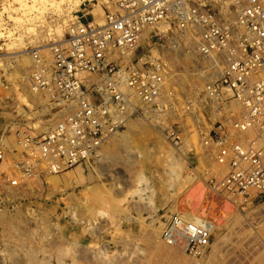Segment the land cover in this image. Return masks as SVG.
<instances>
[{
  "label": "rangeland",
  "instance_id": "1",
  "mask_svg": "<svg viewBox=\"0 0 264 264\" xmlns=\"http://www.w3.org/2000/svg\"><path fill=\"white\" fill-rule=\"evenodd\" d=\"M115 2L83 0L76 9L73 0H0L1 148L2 138L18 139L20 133L29 134V131L37 134L53 125L58 117L53 116L58 108L49 96L31 98L26 84L30 79L34 80L31 73L36 67L35 60L45 61L43 66L53 65L51 49L55 43L62 42L75 17L85 15L82 21L86 22L90 20L87 13L94 16L98 8L103 15V11ZM189 42L186 41L187 47L194 53L195 44ZM169 51V46L162 51L165 62L169 54H173ZM24 57L30 61H24ZM168 61V64L163 63V68L170 78L189 75L192 80L166 84L165 91L161 90L162 102L147 110L150 112L147 116L144 113L142 117L129 116L127 119L146 125V135L134 138L157 142L160 149L175 151L176 158L179 156L177 159L183 165L180 187L168 195L166 203L155 201L153 207L130 197L128 193L132 189L135 169L123 163L122 143H117L130 123L127 119L123 128L117 131L119 134L113 136L115 138L108 136L97 160L82 166V181L70 185L64 182L68 173H75L77 168L63 174L39 175L40 172L41 184L31 190L24 186L12 190L6 177L8 172L0 165V264H264V193L252 194L247 203H242L211 189L210 181L222 178L227 173V166L216 159L220 151L218 143L215 147L204 145L208 132L200 131L202 126L199 128L196 115V110L202 109L199 118L210 124L207 131L222 123L221 132L230 133L226 141L231 142L242 139L229 131L233 130L231 122L239 119L243 111L238 114L230 111L228 106L220 110V106L202 101L200 97L204 95L208 78L195 76L198 74L193 71L197 68L193 66L195 63L186 68L182 61ZM223 101L231 100L225 95ZM186 111L193 113L194 118ZM181 116L191 117L182 119ZM221 132L214 135L221 136ZM215 136L212 134L213 139ZM249 137L252 139L253 136L243 138L242 143ZM51 175L57 177V186L46 181ZM91 188L98 190L99 195L107 196V203L97 200ZM173 214H186L209 223L212 226L209 248L202 254L191 255L165 246L160 230Z\"/></svg>",
  "mask_w": 264,
  "mask_h": 264
},
{
  "label": "built area",
  "instance_id": "2",
  "mask_svg": "<svg viewBox=\"0 0 264 264\" xmlns=\"http://www.w3.org/2000/svg\"><path fill=\"white\" fill-rule=\"evenodd\" d=\"M84 16L75 17L62 42L51 49L53 65L32 70L37 82L32 85L36 91L49 92L58 108L53 116L58 117L46 131L25 133L18 140L24 151L12 168L23 176L41 163L47 171L42 174H60L97 160L98 149L129 116L149 114L146 108L161 101L162 51L192 41L189 37L200 60L211 65L201 70L208 78L207 98L217 106L230 95L244 108L232 128L257 125L264 138V0H116L103 11L102 21L87 13L90 20L83 22ZM49 66L53 84L43 78ZM215 72L218 75L211 78ZM130 90L140 103L131 109L126 95ZM223 126L213 127L208 131L210 142H203L208 146L221 140L217 159L228 162L227 173L210 181L211 189L247 203L252 194L264 193V147L256 144L257 136L245 144L226 141L229 134H222ZM220 132L221 136L214 135ZM32 152L38 156L34 162L28 158ZM207 227L204 221L189 222L173 214L165 221L161 238L170 247L201 254L209 247Z\"/></svg>",
  "mask_w": 264,
  "mask_h": 264
},
{
  "label": "bare ground",
  "instance_id": "3",
  "mask_svg": "<svg viewBox=\"0 0 264 264\" xmlns=\"http://www.w3.org/2000/svg\"><path fill=\"white\" fill-rule=\"evenodd\" d=\"M81 1H83V0H73V3H75V6H76V9H78V6H79V3L81 2ZM110 5V4H109ZM98 9V8H97ZM96 9V11H95V13H93L94 14V17H95V20L96 21H102V14H100L99 13V11ZM93 12V11H92ZM148 35H149V33L148 32H145V40H146V42L147 43H149V41H148ZM187 39H189V40H192L193 41V39H192V37H189V38H187ZM191 43V42H190ZM193 43V42H192ZM191 43V45H193ZM190 45V44H189ZM190 45V46H191ZM188 45H187V43H186V41H183L179 46H176V47H173V49H171V51H169V52H173V54L172 55H170L169 54V61H171V63H173V62H177L178 60L179 61H182L183 63H184V67H186L187 68V65L188 64H190V63H192V64H194L193 66L194 67H197V68H193V66H192V68L194 69L193 71H197V73L198 74H196L195 76H198L200 79L202 78V79H206L207 77H202L203 75V73L201 72V70H202V68H208V70H209V68H211V65L210 64H208L207 65V63H205V62H203V61H201L200 60V58L198 57V55H197V52H196V50L194 51V53H193V51H191L190 49H188V47H187ZM180 47V48H179ZM193 47V46H192ZM192 47H190V48H192ZM178 49H180V50H178ZM151 52L153 53V54H156L157 53V50H154V49H152L151 48ZM158 52H159V50H158ZM159 54H161L160 52H159ZM168 54V53H167ZM175 54H176V56H177V58L176 57H174L175 56ZM174 55V56H173ZM53 56V55H52ZM25 58V57H24ZM23 58V59H24ZM161 59H162V61H164V63L165 64H168L167 63V61L165 62V59L163 60V57L161 56ZM167 59V58H166ZM30 61V60H28L27 58H25L24 59V61ZM43 60H45V59H43ZM50 60H51V58H50ZM168 61V62H169ZM45 62V61H44ZM44 62L42 61V60H35V66H39V69L41 68V67H44L43 65H45L44 64ZM52 62V61H51ZM186 62V63H185ZM49 63V62H48ZM181 63V62H180ZM41 65V66H40ZM52 65V64H51ZM171 65V64H170ZM181 65H182V63H181ZM173 66V65H172ZM179 66V65H178ZM167 68H170V67H167ZM166 68V69H167ZM173 68V67H172ZM198 68H201V69H198ZM51 68L50 67H48L47 69H46V71H44V76H43V78H44V80H47L48 82H50L49 84H53L52 83V81H53V77H51V75H50V70ZM192 70V69H191ZM163 74L161 73V75H162V77H163V85H162V87H161V90H163V91H165L164 90V88H165V86H166V84L168 85V84H182V83H184L185 82V80L186 81H188V79H191L190 77H189V75H185V76H182V77H180V78H178V79H173L172 77L170 78V76H168V74H166V72L163 70ZM216 75H218V72H215V73H213L212 74V77L211 78H214ZM192 76V75H191ZM192 78H193V76H192ZM94 80V79H93ZM192 80V79H191ZM28 83L26 84V85H28V89H29V92H30V95H31V98H39L40 99V96L42 97V95H45V96H48L49 95V92H47V91H45V90H43V91H36V89L34 88L35 86H33L32 84H37V82L35 81V79L33 80V79H30V81H27ZM193 83H194V80H193ZM169 89V88H168ZM170 89H171V86H170ZM170 91H172V90H170ZM168 93H169V91H167ZM186 93V92H185ZM177 94V93H176ZM127 95V97L129 98V100L131 101V105L129 106L130 107V109L132 108V107H134V106H140V103H139V101H138V97L137 96H135L134 95V91L132 90H130V91H128V93L126 94ZM187 95V94H186ZM227 97H228V99L229 100H231V101H229V102H224L223 101V97L221 98V100H220V103H218V105L217 106H220L219 107V109L220 110H225L227 107L226 106H228V107H230V111H236V112H238V114L239 113H242V111L244 112V108L240 105V104H238L233 98H231L230 97V95H228V94H225ZM224 95V96H225ZM172 96V95H171ZM202 96V95H201ZM163 97V96H162ZM185 98H187V97H185ZM189 98V97H188ZM201 98V100L202 101H205L207 104L210 102V103H212V102H214L213 101V99L212 100H210L209 98H207V94H206V92L204 93V95H203V97H200ZM199 98V99H200ZM192 99V98H191ZM193 100H195V99H193ZM198 100V99H197ZM196 100V101H197ZM201 100H199V101H197V103L198 102H200ZM225 100V99H224ZM29 101V100H28ZM34 101V100H33ZM163 102H165V100L163 101ZM191 102V101H190ZM194 102V101H193ZM157 104L159 103V101H157L156 102ZM196 103V102H195ZM201 103V102H200ZM203 103V102H202ZM203 104H205V103H203ZM167 105V104H166ZM178 105V104H177ZM189 105H191V104H189ZM198 105V104H197ZM171 106V105H170ZM193 106H194V104H193ZM206 106V105H205ZM172 107V106H171ZM170 107V108H171ZM174 107V106H173ZM172 107V108H173ZM209 107H211V104H210V106ZM222 107H224V109L222 108ZM151 108H152V106L151 107H149V108H146V110H151ZM186 108V107H185ZM188 108V107H187ZM222 108V109H221ZM196 109H198V108H195V110ZM170 110V109H169ZM183 110V109H182ZM188 110V109H187ZM194 110V109H193ZM201 110L202 109H198V110H196V112H197V114L196 115H198L197 116V119H198V123H200L199 124V128L201 127V129H200V131L202 130L203 132H208L207 130H209V128H210V124L209 123H207V121L205 122V120H203V118H199V117H202L201 116ZM214 110V109H213ZM228 109L226 110V111H229ZM180 111V110H179ZM189 111V110H188ZM190 111H192V110H190ZM147 112V111H146ZM176 112V111H175ZM175 112H172V113H175ZM187 112V111H186ZM186 112L185 113H183V114H185L186 115ZM204 112V111H203ZM212 112V111H211ZM222 112V111H221ZM177 113V112H176ZM218 113V112H217ZM230 113V112H229ZM232 113H234V112H232ZM192 114L193 113H188L187 112V115H191L192 116ZM219 114V113H218ZM145 115V114H144ZM148 114H146V116H147ZM174 115V114H173ZM186 115V116H187ZM214 115V114H213ZM212 115V116H213ZM150 116V115H149ZM178 116V115H177ZM186 116H183V117H185L186 118ZM191 116H189V118L191 117ZM215 116V115H214ZM218 116V115H217ZM235 116H237V115H235ZM153 117V116H152ZM173 117V116H172ZM180 117V116H179ZM182 117V116H181ZM183 117H182V119H183ZM188 117V116H187ZM241 117V116H240ZM189 118H186V119H189ZM192 118H194L193 116H192ZM235 118H237V117H235ZM239 118V117H238ZM134 119H136V118H134ZM180 119V118H179ZM215 119V118H214ZM128 120V122H130L129 121V119H127ZM136 120H138V119H136ZM158 120V119H157ZM227 120V119H226ZM163 121V120H162ZM184 121V120H183ZM44 122V121H43ZM127 122V123H128ZM139 121H135V120H133V121H131L129 124H128V126H127V128H125V134H122V135H124L123 137H122V139H118L116 142L117 143H120V145H121V143H122V149H123V153H122V156H121V159H122V161H123V163L124 164H126L128 167H130L131 169H135V171H134V175H133V177L134 178H132V180H133V185H132V189H130V191H129V195H130V197L131 198H133V199H136V200H140L139 202H142V203H144V205H146V206H149V207H153L152 205H154L157 201L159 202V201H164L165 203L167 202V200L166 199H168V195L171 193V192H173V191H176V189L178 188V187H180L179 185H181L182 184V174H181V167H183V165L182 164H180L179 163V161H178V159L177 158H179V156H178V154H177V158H176V156H175V151H174V153L172 152V151H168V150H163V149H160V145L157 143V142H152V143H148L149 141L148 140H142V139H140V140H137L138 138H134L133 136H138V135H144V133H145V135H146V131H147V129H145L146 127V125H144L143 126V124H141V123H143V122H141V123H138ZM147 122V121H146ZM190 122H191V119H190ZM196 122V123H197ZM232 123V122H231ZM125 124H126V121H125ZM184 124V123H183ZM191 124V123H190ZM209 124V125H208ZM182 125V124H181ZM196 125V124H195ZM201 125V126H200ZM30 126H31V124H30ZM149 126V125H148ZM184 126V125H183ZM195 127V126H194ZM194 127H192V128H194ZM198 127V126H197ZM253 127V128H252ZM27 128V127H26ZM189 128V127H188ZM232 128V127H231ZM34 129H36V128H34ZM42 129V128H41ZM40 129V130H41ZM47 129V128H46ZM207 129V130H206ZM29 130V129H28ZM30 130H32V129H30ZM37 130V129H36ZM39 130V131H40ZM195 130V129H194ZM230 130V129H229ZM33 131V130H32ZM42 131V130H41ZM46 131V130H45ZM231 131H233V133H235L236 134V138H238V137H241L242 139L243 138H247L248 136H253L252 138H254L255 136H257L258 138H257V142H256V144L257 145H259V147H264V145H263V140H262V138H263V136H262V138H261V134H262V132H261V129H260V127L259 126H251L250 128H247L246 130H230L229 132H231ZM25 132V131H24ZM27 132V131H26ZM34 132V131H33ZM36 132V131H35ZM34 132V133H35ZM128 134H127V133ZM148 132V131H147ZM168 132V131H167ZM187 132V131H186ZM196 132V131H195ZM11 133V132H10ZM28 133V132H27ZM29 133H31V131H29ZM34 133H31V134H34ZM191 133V132H190ZM189 133V134H190ZM119 133L118 132H116V133H114L113 135H109V137L110 138H112L113 136H115V135H118ZM194 134V133H193ZM192 134V135H193ZM197 134V133H196ZM196 134H194V135H196ZM230 134V133H229ZM23 133H20V136L18 137V139H13V137H4V139L2 138V148H0V153H2L1 154V156H2V163L0 164L1 165V168H3V171H4V169H6V171L8 172V174H9V176H11L10 178H9V180H11V181H14L15 180V182H17V185H15V186H13V187H11L9 184V187H10V189L12 188V190H13V188H16V187H21V186H24V187H27V188H29L30 190H31V188H33V186H37V185H39V184H41L40 182V179H39V177H38V173H40V172H43V171H45L43 168L45 167V163H41V164H39L38 165V167H36V170H34V171H32L30 174H27V175H25V176H23L19 171H17L16 169H13L12 168V164L13 163H15V162H17V161H19L20 160V158H21V154L23 153V151H24V149L23 148H20V144H19V142H18V140L20 139H22L21 138V136L23 137ZM144 135V136H145ZM203 136V135H202ZM14 137H16V135L14 136ZM142 137V136H141ZM113 138H115V137H113ZM145 138V137H144ZM204 138V137H203ZM235 138V139H236ZM171 139V138H170ZM199 139H200V137H199ZM207 139V138H206ZM241 139V140H242ZM264 139V138H263ZM110 140V139H109ZM202 140V139H201ZM237 140V139H236ZM247 140V139H246ZM249 140H251V138L249 137ZM147 141V142H146ZM200 141V140H199ZM206 141H208V142H210L209 141V139L208 140H206ZM248 141V140H247ZM247 141H245V142H247ZM161 142V141H160ZM207 142V143H208ZM218 143V145L221 143V140L219 141V142H217ZM241 143H242V141H241ZM103 144H105V143H103ZM103 144L101 145V147L98 149V152H96V155L97 154H99L100 153V150H101V148H102V146H103ZM163 144V143H162ZM223 144V143H222ZM243 144H245L244 142H243ZM164 145H166V143H164ZM167 145H168V143H167ZM195 145V144H194ZM205 145V144H204ZM210 145H212V146H217L216 144L214 145V144H212V142H211V144ZM163 147V146H162ZM170 147V146H169ZM177 147V146H176ZM120 148V147H119ZM171 149H172V147H170ZM210 148V147H209ZM220 148V147H219ZM13 149H15V150H17V155H14L13 154ZM218 149V148H217ZM177 151V150H176ZM117 152V151H116ZM119 152V151H118ZM178 152V151H177ZM213 152V151H212ZM111 153V152H110ZM125 153V154H124ZM34 154H36L35 152H32V154H30L29 156H28V158H29V160L31 161H36L37 160V158H38V156H36V155H34ZM101 154V153H100ZM107 154V153H106ZM180 154V153H179ZM108 155V154H107ZM116 155V154H115ZM121 155V154H120ZM181 156V155H180ZM217 157V156H216ZM100 158V157H99ZM107 159V158H106ZM217 159V158H216ZM100 160V159H99ZM218 160V159H217ZM15 161V162H14ZM108 161V160H107ZM183 162V160H180V162ZM201 161V160H200ZM219 161H222V160H219ZM111 162V161H110ZM218 162V161H217ZM221 163V162H220ZM225 163H228L227 162V160L225 161ZM224 163V164H225ZM222 164V163H221ZM223 165V164H222ZM109 166V165H108ZM219 166V165H218ZM222 168V167H221ZM220 168V169H221ZM73 169H75V168H73ZM71 170V169H70ZM125 170V169H124ZM222 170H225V168L224 169H222ZM5 171V173H7ZM127 171H128V168H127ZM45 172H47V171H45ZM224 173V172H223ZM40 174H42V173H40ZM63 174V173H62ZM69 175H67V174H65V175H67V176H69V177H66V179L64 180V182L65 183H67L68 185H70V184H72V183H76L77 181L79 182V181H82L83 179H84V176H83V172H82V170H81V168L80 167H77V169H75V173H73V174H71V173H68ZM45 175H50V174H48V173H46ZM64 175V176H65ZM7 177V176H6ZM64 178V177H63ZM123 178V177H122ZM46 179V178H45ZM49 181V183L50 184H52L53 186H57L58 185V183L57 182H59L58 181V179H57V177L55 176V175H51V176H49V177H47V179H46V181ZM68 180H70V181H68ZM123 180V179H122ZM129 180V179H128ZM9 182V181H8ZM7 184V183H6ZM8 187V188H9ZM33 190V189H32ZM88 191H91V190H93V191H95V196L97 197V200H99L100 202L102 201V202H104V203H107V199L106 198H108L107 196H103V195H99V193H98V190H96V189H94V188H91V190H89V189H87ZM92 191V192H93ZM30 194V193H29ZM94 194V193H93ZM77 195V194H76ZM82 196H84L83 195V193H82ZM130 198V199H131ZM121 199V198H120ZM119 199V200H120ZM125 199V198H124ZM109 200V199H108ZM106 201V202H105ZM114 201V200H113ZM156 201V202H155ZM88 202V201H87ZM161 203V204H165V203ZM119 203V202H118ZM91 204V203H90ZM83 207V206H82ZM88 207H90V206H88ZM156 208V207H155ZM88 209V208H87ZM151 209H153V208H151ZM79 210V209H78ZM112 210H114V206H112ZM154 210V209H153ZM86 212H88V211H86ZM84 213V212H83ZM82 214V213H81ZM80 214V215H81ZM90 214H92V213H90ZM89 214V215H90ZM94 214V213H93ZM104 214V213H103ZM85 215H87V214H85ZM105 215V214H104ZM179 217L181 218V219H183V220H185V221H193V220H196V221H198V218H196V217H194V216H188V215H186V214H179ZM84 218V217H83ZM77 219V218H76ZM206 223V222H205ZM206 225L208 226L207 228H209L210 229V233H211V231H212V226L209 224V223H206ZM163 227H164V225H162V228H161V230H160V233H162V230H163ZM156 234L157 233H159V231L158 230H155L154 231ZM159 238V237H158ZM162 242V241H161ZM160 242V243H161ZM165 246H167V247H169V248H173V247H170V246H168L164 241L162 242ZM209 248V247H208ZM175 250H179L178 248H174ZM181 251V250H180ZM203 253V252H202ZM201 253V254H202Z\"/></svg>",
  "mask_w": 264,
  "mask_h": 264
}]
</instances>
